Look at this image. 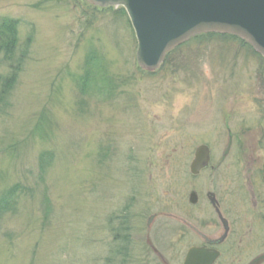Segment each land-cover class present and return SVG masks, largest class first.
<instances>
[{
	"label": "rangeland",
	"instance_id": "obj_1",
	"mask_svg": "<svg viewBox=\"0 0 264 264\" xmlns=\"http://www.w3.org/2000/svg\"><path fill=\"white\" fill-rule=\"evenodd\" d=\"M0 15L19 18L23 45L33 35L0 114V198L25 187L0 212V264H119V213L136 214L140 233L155 213V235L165 230L164 212L180 213L192 188L226 203L246 175L258 194L264 56L240 36L197 34L149 72L137 62L136 32L121 8L0 0ZM90 52L96 76L84 93ZM6 66L0 55V76ZM107 78L110 95L96 91ZM201 144L210 146L212 166L194 176ZM45 151L53 152L46 166Z\"/></svg>",
	"mask_w": 264,
	"mask_h": 264
},
{
	"label": "flooded vegetation",
	"instance_id": "obj_2",
	"mask_svg": "<svg viewBox=\"0 0 264 264\" xmlns=\"http://www.w3.org/2000/svg\"><path fill=\"white\" fill-rule=\"evenodd\" d=\"M258 139L255 160L261 174L257 195L246 175L245 187L240 188L238 195L229 191L226 203L215 191H208L204 199L197 188H192L182 201L180 213L164 212L165 230L155 235L150 232L153 220L158 217L155 213L147 220V231L141 233L135 231L136 214L119 213L117 249L113 250L118 263L185 264L192 257V250H196V264H264V140L261 136ZM211 162L212 154L209 166L198 174L190 170L191 175L201 174L212 166ZM192 192L196 193V201H192ZM203 199L204 210L199 208ZM130 206L126 205L125 212ZM260 232L262 238L258 237Z\"/></svg>",
	"mask_w": 264,
	"mask_h": 264
},
{
	"label": "water",
	"instance_id": "obj_3",
	"mask_svg": "<svg viewBox=\"0 0 264 264\" xmlns=\"http://www.w3.org/2000/svg\"><path fill=\"white\" fill-rule=\"evenodd\" d=\"M97 7L126 9L138 40L137 62L155 72L169 52L197 34L212 32L240 36L264 56V0H87ZM191 161L198 174L209 166L211 150L201 144ZM196 201V193L191 194ZM196 250L185 264H196Z\"/></svg>",
	"mask_w": 264,
	"mask_h": 264
},
{
	"label": "trees",
	"instance_id": "obj_4",
	"mask_svg": "<svg viewBox=\"0 0 264 264\" xmlns=\"http://www.w3.org/2000/svg\"><path fill=\"white\" fill-rule=\"evenodd\" d=\"M120 8L125 14H127L126 9H123V7ZM19 29V18L0 15V55L3 61L7 64L6 68H8L6 75L0 76V114L6 112V109L10 105V97L13 93V88L17 83L18 75L22 72L24 68L23 66L29 57V47L33 40V35L29 34L23 45L19 35ZM214 35V33H206V35L203 36L207 37ZM93 57L95 59V53L90 52L87 61L88 67L83 79V84L81 85L84 93H88V87L91 84L92 78H95L96 76L94 71L96 64L95 62H92ZM96 84L97 82H95V85ZM96 86V91L99 93H101L102 90H108V92H106L107 95H110L111 91L114 89L112 80L109 78H107L102 85L97 84ZM52 155L53 152L50 151L42 153L41 162L44 166L49 165V159ZM23 188L25 189L23 185L17 184L2 193L0 198V212L11 207L12 203L19 198V194L22 192Z\"/></svg>",
	"mask_w": 264,
	"mask_h": 264
},
{
	"label": "bare ground",
	"instance_id": "obj_5",
	"mask_svg": "<svg viewBox=\"0 0 264 264\" xmlns=\"http://www.w3.org/2000/svg\"><path fill=\"white\" fill-rule=\"evenodd\" d=\"M210 33H212V32H210ZM215 34H217V33H215ZM254 48V47H253ZM259 54V53H258Z\"/></svg>",
	"mask_w": 264,
	"mask_h": 264
}]
</instances>
